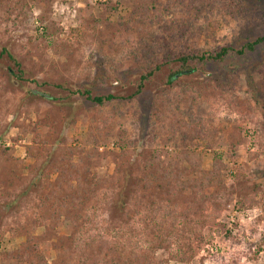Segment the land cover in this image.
Wrapping results in <instances>:
<instances>
[{"label": "rangeland", "instance_id": "1", "mask_svg": "<svg viewBox=\"0 0 264 264\" xmlns=\"http://www.w3.org/2000/svg\"><path fill=\"white\" fill-rule=\"evenodd\" d=\"M137 1L0 0V49L23 71L15 78V64L0 57V264H34V255L18 262L28 240L45 264L133 254L154 264H264V109L248 90L259 88L264 46L236 59L237 73L201 66L168 91L161 72L140 96L102 106L57 87L100 74V91L127 94L152 46L213 50L263 34L264 0H144L138 11ZM73 147L93 190L64 210L51 205L45 175ZM214 157L223 184L193 186L196 167L209 171ZM145 162L156 181L146 180ZM173 167L183 176L167 172ZM120 191L127 197L117 203Z\"/></svg>", "mask_w": 264, "mask_h": 264}, {"label": "trees", "instance_id": "2", "mask_svg": "<svg viewBox=\"0 0 264 264\" xmlns=\"http://www.w3.org/2000/svg\"><path fill=\"white\" fill-rule=\"evenodd\" d=\"M192 2L193 0H189ZM231 1V0H229ZM197 2V0H196ZM195 2V3H196ZM232 3V2H231ZM213 4L217 6H223V3L220 2H213ZM106 5V3H104ZM146 6L144 0H138L136 4L133 5L134 10H142ZM151 8H153L152 5H150ZM262 14H264V9L261 11ZM261 14V15H262ZM90 30L94 32V29L96 27V24H91ZM84 30V29H83ZM79 31V29H78ZM197 30L194 29V31L189 33L188 35L193 40L195 39V34ZM78 33V32H77ZM81 36L77 37V40H80ZM165 45L163 50H159L157 53L156 50H154L153 46L149 51V57H148V63L142 68L137 74V78L132 81V85L134 86V89L127 93V94H115L112 92H102L98 89L99 86H96L98 81L103 80L102 75L97 74L95 76L96 81L94 83H90L89 85L79 84L77 85L76 89H73L71 87H62L61 85H58V88H62L63 91L67 90V96L71 93V95H79L80 98L91 102L92 104H96L99 106L104 105L106 102H110L115 99L123 100V99H132L140 96L143 92H145V89L149 87L150 85V78L152 76H161V72L163 73L162 76V82L163 85L168 88V91L174 88L175 86H181V80L187 79L188 77L192 76L199 70V68L205 67L207 69H211L210 72L217 70L218 68L223 67L224 65L230 66L229 75L231 73V70L233 68L234 73H237L238 68L236 67L239 63H236V59L241 60L242 57H247L250 54H254L257 52L261 46H264V33L259 34L256 37L252 39H247L246 41L242 42L239 45L235 44H226L223 46H220L216 49L210 50V49H200L192 46H186V48H178L174 47L171 42L165 41ZM6 56L7 60L12 61L16 66V73L13 74L15 78H19L20 80H23L22 74L23 71L20 67V64L18 61L14 60V57L12 54L6 49L2 48L0 49V57ZM240 65V64H239ZM9 72H14L13 67H9L7 69ZM256 70L261 75V79L259 81L260 85L257 90H254L252 87L248 88L251 98L254 100L255 103H260L262 109H264V54L262 55L261 62L256 66ZM209 78L214 79L215 83H220V78H216L214 74H211L210 72L206 71ZM242 73H245L241 70ZM12 74V73H11ZM249 83V82H248ZM185 86V85H184ZM175 87V88H176ZM166 88V91H167ZM183 90H185V87H181ZM65 89V90H64ZM160 91L158 95L163 96L164 91L162 88H158ZM29 95L35 96L36 94L41 95V97L45 98H51L52 96H48L44 93H39L38 91H34L32 89L28 90ZM72 97V96H70ZM68 98V97H67ZM159 98V97H158ZM158 100V99H157ZM160 99L157 101L159 102ZM191 102L193 101V97L191 95L188 96V105L190 106ZM77 105L74 104L73 108L77 110ZM157 103L152 102V109L153 110H159L157 107ZM183 122V121H182ZM104 123L106 121L104 120ZM195 125H198V122L195 121ZM100 127V126H99ZM101 129V127H100ZM99 129V131H100ZM200 131V130H199ZM94 140V138H93ZM67 150L68 153H65ZM64 154L61 156L58 167H50L47 171V174L45 175V182L46 185L49 187L50 194L48 195V199H51V205L53 207H62L64 210L69 209L70 206L74 207L77 203L82 201V198L89 192H92V182H90L88 179L89 177L86 176L84 179L81 176V172L78 171L77 165H79L81 162L78 160L73 161L72 160V154L76 150L75 147L66 149ZM84 150V149H83ZM97 150V147L94 149ZM195 166L197 163H193ZM144 170L146 172L145 178L149 182L156 181V177L153 175L152 170L149 168H152V163H144ZM196 168H199L198 176L195 177L193 180V186L198 183H202V185L206 186H216L223 184L222 179V169L224 168V165L221 163L220 158L214 157L212 159V165L211 169L209 171L203 172L200 171V167L197 166ZM68 169H76L75 171H70ZM172 170V171H171ZM167 172L171 174H175L178 176H183V172H178L177 168H167ZM52 173H57L56 177V183H50L49 182V176ZM195 175L194 170L191 171L186 179V182H189L191 179V176ZM166 176V175H164ZM73 180V181H72ZM165 183L167 180L164 181ZM54 184V186H53ZM65 193L64 197L61 199L58 197L57 194ZM83 195V196H82ZM66 196V198H65ZM127 197L126 193L124 191H120L119 193V199H117V203L120 201H124V198ZM55 199V200H54ZM66 200V202H62ZM68 204V205H67ZM123 205V204H121ZM68 206V207H66ZM70 216V215H68ZM69 224L71 225L75 224L74 217L71 215L70 217H67ZM29 241V240H28ZM25 242L24 244V255L18 257V262H24L29 261L31 259V255H34V264L40 263L45 264L44 257L38 253L36 255L34 252L37 250V245H33L32 247L28 245L29 242ZM34 251V252H32ZM150 255L148 254L143 258L142 260L137 259L135 254L129 256L128 258H122L117 260L110 261L109 264H154L150 261Z\"/></svg>", "mask_w": 264, "mask_h": 264}]
</instances>
